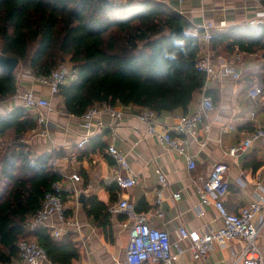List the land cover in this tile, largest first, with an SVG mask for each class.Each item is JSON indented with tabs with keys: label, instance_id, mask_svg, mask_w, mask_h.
Here are the masks:
<instances>
[{
	"label": "trees",
	"instance_id": "1",
	"mask_svg": "<svg viewBox=\"0 0 264 264\" xmlns=\"http://www.w3.org/2000/svg\"><path fill=\"white\" fill-rule=\"evenodd\" d=\"M180 27L182 34H171ZM191 30L185 17L153 0H0V54L17 58L35 76L69 66L55 96L75 117L96 105L149 109L156 117L187 114L205 79L195 68L200 49ZM210 46L213 59L242 54L264 61V25L231 26ZM262 70L254 84L264 92ZM17 90L16 76L0 68V102ZM36 129L34 111L24 106L0 116V264L18 257L22 240L36 241L52 264H73L79 249L71 236L58 240L46 228H26L51 185L62 180L51 168L61 153H30L26 139ZM107 189L113 201L119 189ZM83 209L107 234L109 206L89 196Z\"/></svg>",
	"mask_w": 264,
	"mask_h": 264
},
{
	"label": "crops",
	"instance_id": "2",
	"mask_svg": "<svg viewBox=\"0 0 264 264\" xmlns=\"http://www.w3.org/2000/svg\"><path fill=\"white\" fill-rule=\"evenodd\" d=\"M112 1L127 4L142 0ZM153 1L171 7L185 17L192 28L206 22L217 28L224 23L223 29L214 31L216 34L235 25H253L257 18L264 15L260 0H181V3L178 0ZM240 55V80H233L229 76L214 77L212 80L209 95L213 99L214 109L198 126L186 150V154L195 163L194 169L188 168L184 156L146 134V126L135 116L140 110L133 107H123L126 114L119 121L97 116L95 120L102 121L104 127L94 128L88 143L79 148L78 143L85 135L82 117L67 114L59 98L28 76L19 74L17 94L0 102V116L15 107L23 106L20 96L25 89H31L50 101L47 121L31 132L26 143L34 148L35 157L45 152L61 153L59 158L51 162V168L62 176L66 223L60 224L53 219L47 229L50 234L54 228L60 230V235L54 239L71 236L79 249V257L73 264H123L129 242L132 226L129 215H110V228L104 234L102 228L97 227L83 209V201L89 196H95L109 207L120 200H127L134 213H146L150 227L168 233L172 251L176 252L178 248L183 250L176 264H232L235 257L244 250L245 242L233 239L214 243L203 258L196 260L189 250V240L181 239L178 233L184 228L188 232L202 234L223 225L211 204H199L198 195V179H206L217 163L228 166L226 179L230 187L223 200L228 212L236 213L240 207L264 198V192L258 189H264V144L254 143L246 153L237 157L228 154L229 149L246 139L257 125L264 126V94L257 100L250 99L247 94L248 89L257 86L254 83L256 77L263 73L264 61L256 56ZM234 61L232 55L218 57L213 60V64L216 69ZM199 97L200 94L190 104L188 113L196 111ZM34 113L36 115L35 110ZM181 115L157 117L158 130L171 128ZM231 124L237 126L230 130L228 126ZM101 144L104 145L103 149L99 147ZM109 145L125 154L131 172L122 171V175L135 181L132 188L118 190L113 201L107 187L111 185L108 181L116 166L107 154L106 148ZM159 170L167 180L161 206L162 217L152 214ZM72 174H78L80 181H72ZM173 193L180 196L178 201L171 198ZM255 246L264 264V228L255 240Z\"/></svg>",
	"mask_w": 264,
	"mask_h": 264
},
{
	"label": "built area",
	"instance_id": "3",
	"mask_svg": "<svg viewBox=\"0 0 264 264\" xmlns=\"http://www.w3.org/2000/svg\"><path fill=\"white\" fill-rule=\"evenodd\" d=\"M178 1L181 3V0ZM263 24L264 15L257 18L253 23V25ZM224 27V23H221L216 28L212 23L206 22L199 27L192 28V33L198 37L200 49L195 68L197 72H200L205 77L195 112L179 116L171 128H161V130H158L157 117L153 111L143 109L135 115L146 126V134L157 138L167 148L184 156L189 169L195 168L194 161L186 154L190 139L194 138L198 126L214 109L213 99L209 95L213 78L229 76L236 81L241 78L242 72L238 65L241 60L240 54L234 55V62L223 64L216 69L214 67L210 45L216 35L214 31H217V29L219 31ZM70 72L69 66L59 64L47 76L29 75V77H32L33 81L45 88L51 95H56L68 81ZM247 94L250 99L257 100L262 97L264 92L257 85L248 89ZM20 97L24 107L36 111L37 128H40L47 121V112L51 107L50 101L31 89L26 90ZM125 114L123 107H112L109 105L90 107L81 116L85 135L79 141L78 147L82 148L88 143L94 128L100 129L104 127L102 121L95 120L97 116H107L110 119L119 121ZM236 126L231 124L228 127L233 130ZM258 142L264 144V126L262 125H257L246 139L230 148L228 154L231 157H237L246 153L254 143ZM106 151L116 166V170L109 178V184L115 185L119 190L132 188L135 184L134 179L122 175V171L131 172L125 154L113 145L107 146ZM157 172L158 188L155 191L154 211L152 214L162 217L161 206L164 201L163 192L167 186V180L160 170ZM227 172L228 166L226 164L217 163L213 166L206 179H198L199 204L201 206L211 204L222 219L223 225L215 230L208 229L202 234L196 231L188 232L181 228L178 231L179 237L189 240V250L196 260L203 258L214 243L241 239L245 242L244 250L235 257L232 264H262L261 257L255 246V240L264 228V198L240 207L236 213L228 212L223 204L230 187L226 179ZM70 179L75 182L80 181L78 174H72ZM258 189L264 192L262 187H258ZM63 195L64 186L62 182H54L50 190L44 195L40 208L28 221L27 230L34 231L36 228L47 229L48 223L53 219H56L60 224H65ZM171 198L174 201H178L180 196L177 193H173ZM108 212L110 215L125 213L132 220L123 264H176L178 257L183 254V250L180 248L173 252L168 233L150 227L147 214L143 212L134 213L127 200H120L116 204L110 205ZM59 235L60 230L54 228L51 236L57 238ZM17 248L18 257L13 259L10 264H52L49 261L47 251L34 240H22L18 243Z\"/></svg>",
	"mask_w": 264,
	"mask_h": 264
},
{
	"label": "water",
	"instance_id": "4",
	"mask_svg": "<svg viewBox=\"0 0 264 264\" xmlns=\"http://www.w3.org/2000/svg\"><path fill=\"white\" fill-rule=\"evenodd\" d=\"M184 28L180 27L174 29L171 34H182ZM19 65V60L13 57H4L0 55V68L8 75H13L15 69Z\"/></svg>",
	"mask_w": 264,
	"mask_h": 264
},
{
	"label": "rangeland",
	"instance_id": "5",
	"mask_svg": "<svg viewBox=\"0 0 264 264\" xmlns=\"http://www.w3.org/2000/svg\"><path fill=\"white\" fill-rule=\"evenodd\" d=\"M192 31V30H191ZM194 34V33H193ZM197 36V35H196ZM198 45H199V42H198ZM210 52H211V57H212V51H211V46H210ZM212 60H214L213 59V57H212ZM19 74H22V76H28L29 77V75H33V73L31 72V71H29V70H27L26 68H24V67H22L21 66V64H19L18 66H17V68L15 69V71H14V73H13V75H15L16 76V79H17V81H18V83H19V79H18V76H19ZM31 80H32V77H29ZM22 88V87H21ZM25 89V88H24ZM27 89H25L22 93H24L25 91H26ZM30 135H31V133H30ZM29 135V136H30ZM28 136V137H29ZM28 139V138H27ZM28 145V144H27ZM28 148H29V151H30V153L34 156V148L33 147H30L29 145H28Z\"/></svg>",
	"mask_w": 264,
	"mask_h": 264
}]
</instances>
